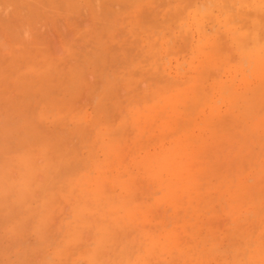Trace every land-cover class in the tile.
I'll return each instance as SVG.
<instances>
[{
  "label": "bare ground",
  "instance_id": "obj_1",
  "mask_svg": "<svg viewBox=\"0 0 264 264\" xmlns=\"http://www.w3.org/2000/svg\"><path fill=\"white\" fill-rule=\"evenodd\" d=\"M37 1L15 0V4H24L32 11V6ZM44 1L50 8L56 2ZM65 1L67 0H58L63 5ZM184 3L169 7L167 11L172 13L174 23H184L178 27V37L175 35L177 49H174V43L170 42L169 37L163 34L169 31L158 25L150 27L144 36L131 37V42L139 53L127 59V68H131L120 79L125 84L138 71L148 75L152 82L144 92V100L124 111L118 123L109 124L103 119L105 113L101 105L117 85L116 82L107 80L100 86L92 119H86L81 114L72 117V121H75L74 129L81 135L88 125H96L92 134L87 135L78 148L67 150L50 144L49 141L44 144L38 133L28 130L29 127L23 120L22 133L15 126H11L8 131L0 127L3 145L12 139L17 149L10 157L14 165H2L0 168V220L14 207L23 210V215L16 221L7 227L3 226V235L8 240L14 241L20 229L30 219L35 220L32 234L36 237L43 235L55 201L58 198L71 201L73 198L70 203V220L64 224L66 235L52 251L56 264H77L79 261H84V264H185L186 261L190 264H264V244L260 240L262 233L243 238L238 219L241 206L238 203L228 204V214H231L228 228L233 236L242 239L243 244L232 246L229 252L215 250L216 243L220 242L219 233L216 234L212 228L199 232L201 223L197 217L207 213L210 201L199 198L201 193L198 191L197 173L192 166L194 148L188 142L191 139L189 127L200 129V125L206 126L214 113H209L207 118H198L199 122L196 118H191V114L197 116L203 113L201 108L205 106L212 112L215 104L210 99L212 94L198 93L192 96V101H187V97H184L186 92L198 88L206 77H210L212 90L216 92L219 101H241L243 96L234 90L232 83L222 82L216 77V73L237 71L236 58L247 61L248 74L240 78L242 82L247 78L262 82L264 30L258 28L256 32L250 31V24L255 20L252 21L249 16L254 17L258 12L264 14V0H206L202 9ZM229 9L235 10L234 13H230ZM215 11L222 12L223 17L216 27H210V34H206L203 24L212 21ZM130 24L134 28L137 21ZM191 28L198 35L193 44L185 38ZM220 32L226 35L228 44L234 45L235 58L231 60L223 54L218 58L219 62L208 61V51L215 46L210 36ZM258 32L261 34H257ZM184 49L188 50L190 59V62L186 60L187 72L184 73L177 66L175 75H170L163 60L164 54H179ZM193 60L196 61L195 65L192 64ZM40 74L45 79L52 77L47 66ZM66 78L68 83L61 84L59 88L41 90L40 94L46 98V104L38 112L54 109L59 115L67 114L65 104L75 95L80 78L74 72H69ZM18 79L22 84L21 75ZM257 97L259 98V93ZM0 100H4L3 95H0ZM191 102L195 103L193 106L196 108H191L188 112V107H184L182 111H178L180 104ZM157 113H162V118L152 124V116ZM174 118H182L184 125L173 124ZM123 121L135 132L129 140L131 144L141 145L152 137L154 130L159 134L166 133L168 140L165 144L158 143L153 151L142 148L134 156L129 155V161L122 160L126 158L123 151L127 143L121 134L122 128L126 127L125 124L123 126ZM258 121H264V116ZM263 125L264 122H261V127ZM100 157L102 158L98 159ZM121 161L125 164H121ZM37 172L40 179L34 178ZM142 182L146 187L155 185V194L149 199L143 197L147 192ZM208 194L207 189L203 190V197ZM184 197L188 199L182 201ZM31 201L36 202L34 207L30 206ZM251 204H254V208L257 202L252 200ZM155 206L169 210L167 214H170V221L168 224L160 221L158 228L152 229L145 210ZM180 211L189 217L184 220ZM135 225L142 226V230L133 237L128 236V229ZM186 230L188 233L181 235ZM85 233L90 235L92 241L91 247L86 251L70 255L62 250L65 245L81 240ZM115 233H120V239H114ZM152 257L155 262L150 260ZM1 264H4L3 261ZM12 264H21V261L15 258Z\"/></svg>",
  "mask_w": 264,
  "mask_h": 264
},
{
  "label": "rangeland",
  "instance_id": "obj_2",
  "mask_svg": "<svg viewBox=\"0 0 264 264\" xmlns=\"http://www.w3.org/2000/svg\"><path fill=\"white\" fill-rule=\"evenodd\" d=\"M181 1L67 0L63 5L56 0L53 8H50L44 0H38L31 11L24 4H15V0H0V95L4 96V100H0V127L8 131L11 126H15L19 133H22L23 120L27 123L25 125H28V130L38 133L44 144L49 141L50 144L67 150L78 148L81 141L92 134L96 125H88L81 135L79 131H75V121H72V117L81 114L86 119L90 117L92 119L100 86L107 80L116 82L117 85L101 105L105 113L103 119L109 124L118 123L124 111L144 100V92L152 82L148 75L138 71L134 72L132 78L125 84L120 79L125 71L131 68V66L127 68L129 63L127 59L139 53L131 42V37L144 36L150 27L158 25L161 29L169 31L163 34L169 37L170 42L174 43V49H177L178 41H175V35L178 37V27L184 23L173 22L172 13L167 12L169 7L185 2L184 4H192L202 9L206 3V0ZM234 11L229 9L230 13ZM213 15L211 22L203 24L206 34H210V27H216L217 22L223 17L220 11L213 12ZM249 18L255 20L250 24V31L256 32L258 28L264 30L263 12H258L254 17L249 16ZM133 21H137V25L131 28L130 23ZM186 34L187 42L191 44L196 42L198 35L194 29L191 28ZM210 40L215 46L208 51V61L219 62L218 58L223 54L231 60L235 58L234 45L228 44L226 35L220 32L211 35ZM188 55L187 49L179 54L168 56L164 54L163 60L166 62L167 72L175 75L178 66L186 73L187 63L190 62ZM236 61L237 71L216 73V77L222 82L232 83L234 90L242 94L241 101L237 103L219 101L216 92L212 90L210 77H206L201 86L189 90L184 96L187 97V101H192V96L198 93L212 94L210 99L215 104L212 112H209L208 107L205 106L201 108L203 113L197 116L191 114V118H196L199 122L198 118H207L209 113H214L206 126L200 125V129L189 127L191 139L188 142L194 148L192 166L197 173L198 191L201 193L199 198L210 201L207 213L199 214L197 217L201 223L199 232L203 233L206 228H212L220 237L215 250L227 252L232 246L243 244L242 239L233 236L228 228L231 216L228 214V204L238 203L241 206L238 219L243 238L262 233L260 240L264 244V127H261V122L264 121H258L264 116V79L260 83L253 78H247L242 82L240 78L248 74L247 61L243 58H236ZM192 64L195 65L196 61L193 60ZM262 65L264 66V61ZM45 66L49 67V72L52 74L48 79L40 74ZM69 72L79 75L80 84L75 95L65 104L68 109L67 114L59 115L54 109L38 112L46 104V98L40 94L41 90L56 89L61 84H67L66 77L69 76ZM19 75L23 78L22 84L19 82ZM112 103L115 105L112 106ZM194 104L193 102L180 104L177 108L178 111H182L184 107H188L189 112L191 108H196ZM161 118L162 113L154 114L152 124L157 123ZM172 122L175 125H184L182 118H174ZM124 124L126 127L122 128L121 134L127 143L123 151L126 158L122 160L129 161L128 156H134L141 152L142 148L153 151L158 143L165 144L168 140L166 133L159 134L154 130L152 137L143 141L141 145L131 144L129 140L133 138L135 132L133 133V130L127 126V122L123 121V126ZM4 144L0 139V168L2 165L10 167L14 165L10 157L17 150L16 143L12 139ZM121 164L125 162L121 161ZM39 176L37 172L34 178L40 179ZM142 185L145 186L143 182ZM145 189L147 195L143 196L144 198L149 199L155 194L154 184L145 186ZM205 189L209 194L203 197ZM184 198L182 201L188 199ZM252 200L257 202L254 208H252L254 205L251 204ZM71 201L64 198L55 201L45 232L39 237L32 234L35 220L30 219L26 226L20 229L14 241L8 240L3 235L2 228L4 225L6 227L11 225V222L22 216L23 210L14 207L2 217L4 221L0 220V259L3 263L12 264L15 258L21 261V264L53 263L55 259L52 254L53 248L64 239L67 232H64V224L70 220ZM199 202L202 203V200ZM35 204L36 202L31 201L30 206L34 207ZM168 212L170 211L160 206L146 209L145 215L150 219L151 228L157 229L160 221L168 224L170 221ZM179 214L184 220L189 217V215L184 216L183 211ZM128 230L126 234L133 237L142 230V226L135 225ZM187 233L188 230L181 235ZM89 236L85 233L81 240L65 245L62 250L70 255L86 251L92 244ZM113 237L118 240L121 235L115 233ZM153 257L150 260L155 262ZM60 264H68V262ZM77 264H84V261H79ZM185 264L190 263L186 261Z\"/></svg>",
  "mask_w": 264,
  "mask_h": 264
}]
</instances>
